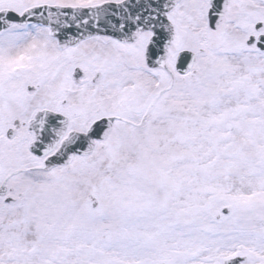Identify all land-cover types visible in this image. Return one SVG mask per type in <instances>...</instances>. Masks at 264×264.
<instances>
[{
    "label": "snow or ice",
    "instance_id": "obj_1",
    "mask_svg": "<svg viewBox=\"0 0 264 264\" xmlns=\"http://www.w3.org/2000/svg\"><path fill=\"white\" fill-rule=\"evenodd\" d=\"M0 264H264V0H0Z\"/></svg>",
    "mask_w": 264,
    "mask_h": 264
}]
</instances>
